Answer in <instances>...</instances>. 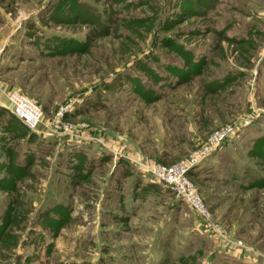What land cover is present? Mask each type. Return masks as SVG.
Listing matches in <instances>:
<instances>
[{"label":"rangeland","instance_id":"1","mask_svg":"<svg viewBox=\"0 0 264 264\" xmlns=\"http://www.w3.org/2000/svg\"><path fill=\"white\" fill-rule=\"evenodd\" d=\"M11 90L96 142L34 134ZM246 118L189 174L208 223L130 160ZM0 229V264H264V0H0Z\"/></svg>","mask_w":264,"mask_h":264},{"label":"built area","instance_id":"2","mask_svg":"<svg viewBox=\"0 0 264 264\" xmlns=\"http://www.w3.org/2000/svg\"><path fill=\"white\" fill-rule=\"evenodd\" d=\"M4 108L15 118L20 120L28 130L48 139L68 138L69 140H95L93 136H86L83 133L73 132V125L63 120L66 113L65 108L61 109L53 119L49 120L34 102L30 101L19 91L11 90L4 92ZM245 122L228 125L220 131L211 134L205 142H202L196 150L180 163L165 167L159 164H149L141 159H130L144 173L155 180L168 186L180 199L184 200L196 212L205 223L210 222L211 216L205 208L201 197L189 179L190 172L196 168L205 158L226 140L231 138L236 131L247 123ZM96 142V140L94 141ZM97 142L104 145L102 141ZM219 233V231L217 232Z\"/></svg>","mask_w":264,"mask_h":264},{"label":"trees","instance_id":"3","mask_svg":"<svg viewBox=\"0 0 264 264\" xmlns=\"http://www.w3.org/2000/svg\"><path fill=\"white\" fill-rule=\"evenodd\" d=\"M174 26H176V23L174 21H168V22H166V24L164 25V28L162 30L170 31L171 29L174 28ZM161 42L163 43L164 47L170 48L173 52H176V53H179V54L181 53V50H180L181 46L178 45V43H176L174 40L166 37V38H162ZM187 59H189V58H187ZM187 59H185V60H187ZM188 61H189V62H187L188 64H190L192 62V60H188ZM172 72H174V71H172ZM145 100L149 101V98H145ZM2 188H4V187H2ZM9 190L12 191L13 188H11ZM11 212H12V210H11ZM9 216H10V214H9ZM48 216L49 215H47L46 217H48ZM47 219H49V218H47ZM54 222H56V220ZM9 223H10V221H9ZM9 223L6 222V225L7 224L9 225ZM6 225H5V229L3 230V233H4V231H7L6 230ZM54 226H55L56 230L60 229V227L62 226V222L58 221L57 224L52 225V227H54ZM1 231H2V229H0V233H1ZM3 233H2V235H3Z\"/></svg>","mask_w":264,"mask_h":264}]
</instances>
